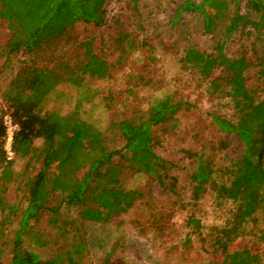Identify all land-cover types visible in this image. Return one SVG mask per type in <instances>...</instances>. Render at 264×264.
Listing matches in <instances>:
<instances>
[{
	"label": "trees",
	"instance_id": "16d2710c",
	"mask_svg": "<svg viewBox=\"0 0 264 264\" xmlns=\"http://www.w3.org/2000/svg\"><path fill=\"white\" fill-rule=\"evenodd\" d=\"M106 4L107 0H0V18L11 32L3 53L19 56L16 73L4 92L7 111L17 125L11 151L29 158V163L40 162L28 181L24 208L0 197L2 210L8 208L2 211L1 233L5 235L6 225L15 222L12 255L6 264H83L87 242L75 219L63 216V203L77 207L80 219L107 222L119 219L140 196L138 189L121 190L126 171L147 174L166 186L171 167L154 144L156 130L173 126L179 110L171 95L155 99L142 115L111 118L106 131L83 118L79 104L66 114L44 109L60 83L80 87L86 76L110 75L111 63L90 48L73 71L62 70L70 62L68 47L78 40L76 24L103 25ZM183 12L200 15L203 32L211 35L214 43L210 51L186 47L179 61L208 81L213 96L228 101L232 114L221 112L213 115V120L241 144L224 167L215 168L211 160L199 155L191 173L192 197L198 199L211 188L218 199L237 204L233 224L221 226L213 243L215 249L227 253L235 239L252 229L254 225L249 224L264 215V124L260 122L264 121V0H183L177 14ZM235 38L240 47L229 52L228 45ZM119 41L125 43L123 53L147 44L138 43L129 31ZM6 128L2 114L0 169L8 171ZM107 130H115L124 144H110ZM55 195L60 201L54 204ZM45 213L55 235L64 238L48 257L39 249L56 240L52 233L49 236L33 229ZM27 237L33 239L34 248L24 245ZM233 262L264 264V250ZM206 264L222 263L209 258Z\"/></svg>",
	"mask_w": 264,
	"mask_h": 264
},
{
	"label": "rangeland",
	"instance_id": "374dc122",
	"mask_svg": "<svg viewBox=\"0 0 264 264\" xmlns=\"http://www.w3.org/2000/svg\"><path fill=\"white\" fill-rule=\"evenodd\" d=\"M182 1L107 0L103 25L76 24L74 34L78 40L68 47L70 62L62 70L73 71L90 48L111 63L110 75L86 76L80 87L60 83L45 102V110L62 114L79 104L82 117L103 130L111 118L144 114L159 97L171 95L179 104L173 126L156 130L154 148L171 167L169 177L165 178L166 186L147 174L126 171L122 174L121 190L138 189L140 196L119 219L107 222L80 219L77 207L62 204L63 216L75 219L87 242L83 264H206L209 258L234 264V259L264 250L263 214L249 224L254 225L251 230L231 243L227 253H222L213 243L221 226L233 224L237 204L231 199H218L211 188L198 199L192 197L191 173L198 165L199 155L211 160L215 168L224 167L239 152L241 144L234 134L222 131L213 120V115L221 112L232 114L228 101L213 96L208 81L179 61L186 47L194 45L210 51L214 43L213 37L203 32L200 15L177 14ZM126 31L138 43L147 44L123 53L125 43L119 37ZM10 34L6 22L0 18V115L3 114L4 120L9 115L4 92L16 73L19 59L3 53ZM239 47L235 38L227 49L234 52ZM260 122L264 124L262 119ZM107 131L110 144L117 147L124 144L115 130ZM9 147L6 135L10 166L8 171L0 169V197L24 208L28 181L38 171L40 162L29 163V158L15 155ZM52 201L58 203L59 196L55 195ZM1 207L0 219L2 211H8ZM14 227L15 222L8 223L5 235L0 227V264H6L12 255L10 239ZM33 229L52 233L56 240L39 249L44 257L52 255L64 240L55 235L56 229L49 225L47 213ZM24 245L35 247L31 237L25 238Z\"/></svg>",
	"mask_w": 264,
	"mask_h": 264
},
{
	"label": "built area",
	"instance_id": "2783aa9c",
	"mask_svg": "<svg viewBox=\"0 0 264 264\" xmlns=\"http://www.w3.org/2000/svg\"><path fill=\"white\" fill-rule=\"evenodd\" d=\"M4 122H5V125L7 127V140H8V143L11 144L12 140H13L14 131H15L17 125L12 121V118L10 115L5 116ZM9 148H11V147H9Z\"/></svg>",
	"mask_w": 264,
	"mask_h": 264
}]
</instances>
